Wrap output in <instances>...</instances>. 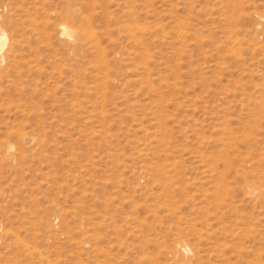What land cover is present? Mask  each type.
I'll use <instances>...</instances> for the list:
<instances>
[{
  "label": "rangeland",
  "instance_id": "obj_1",
  "mask_svg": "<svg viewBox=\"0 0 264 264\" xmlns=\"http://www.w3.org/2000/svg\"><path fill=\"white\" fill-rule=\"evenodd\" d=\"M1 30L0 264H264V0H0Z\"/></svg>",
  "mask_w": 264,
  "mask_h": 264
},
{
  "label": "bare ground",
  "instance_id": "obj_2",
  "mask_svg": "<svg viewBox=\"0 0 264 264\" xmlns=\"http://www.w3.org/2000/svg\"><path fill=\"white\" fill-rule=\"evenodd\" d=\"M61 31H62V34L63 35H68L70 33V29L66 26H62L61 27ZM6 41H7V36H6V33L4 30H1L0 31V53L2 52V50L4 49V46L6 44ZM2 56V55H1ZM1 59V58H0ZM27 142L30 141V139H27L26 140ZM185 250H188L187 247L184 248Z\"/></svg>",
  "mask_w": 264,
  "mask_h": 264
}]
</instances>
